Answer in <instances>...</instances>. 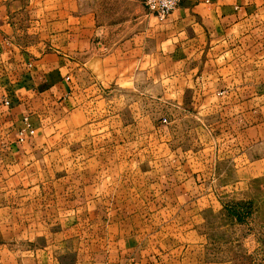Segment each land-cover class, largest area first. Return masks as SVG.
<instances>
[{
    "label": "crops",
    "instance_id": "0c3cea01",
    "mask_svg": "<svg viewBox=\"0 0 264 264\" xmlns=\"http://www.w3.org/2000/svg\"><path fill=\"white\" fill-rule=\"evenodd\" d=\"M57 142L92 162L91 195L36 204ZM256 180L264 0H182L164 22L138 0H0V264H234L212 262L206 214L217 183ZM233 220L264 264V218Z\"/></svg>",
    "mask_w": 264,
    "mask_h": 264
},
{
    "label": "rangeland",
    "instance_id": "374dc122",
    "mask_svg": "<svg viewBox=\"0 0 264 264\" xmlns=\"http://www.w3.org/2000/svg\"><path fill=\"white\" fill-rule=\"evenodd\" d=\"M163 123L165 124L166 120H164ZM199 135H201L200 137L203 135L201 130H199ZM202 147L203 146L199 144L196 145L197 150H201ZM51 149V156L47 158L48 169L45 171L46 175L44 176L43 171H41V175L36 178V186H43L46 182V186H49L48 188L51 192L41 193V191H36V204H40L44 196L46 202L50 201L52 204H71L76 196L84 195L89 197L91 193L83 190L84 188L87 189V186H89L92 181V162H86L85 158V160H83L84 164L81 165L80 162H76L75 160L71 161V158L67 160L66 157H64L63 160L60 151L61 147L58 142L53 144ZM81 149H83V156L86 157V155H89L90 158L91 152L95 151V149L97 150L98 147L86 145L83 146V148L81 147ZM118 152L119 150L117 149V153ZM117 164H119L117 165V169L119 167L121 169L128 168L129 166L128 162H126V166L124 162H118ZM78 168L80 169L78 172L80 177L77 178ZM102 168L104 167H101V169ZM235 179L234 177L220 178V182L224 183L228 181L229 183H233ZM247 186L248 189L244 191V193L240 192L238 195L236 194L234 196H230L232 195L230 194L227 197L223 195L225 191H221L217 183L218 205L213 211L206 214L210 222L207 226V231L210 234L209 248L213 251V255L211 254L213 263H220L226 258L231 257L234 264H261V262H258L260 259L259 257H252L251 254H248L245 250L243 251L242 248L244 247L241 246L243 243H236V235L241 236L248 233V231H252V228L257 231L258 226L238 225L234 222L233 218L238 222H245V219L252 217L264 218V182L262 180H256L250 182ZM144 188L145 187H142L141 189L149 191V189ZM150 190L152 191L142 194L136 193L134 194L136 196H133V198L135 200L155 199V188ZM20 198L23 197L21 196ZM225 253H227L228 256H225Z\"/></svg>",
    "mask_w": 264,
    "mask_h": 264
},
{
    "label": "built area",
    "instance_id": "2783aa9c",
    "mask_svg": "<svg viewBox=\"0 0 264 264\" xmlns=\"http://www.w3.org/2000/svg\"><path fill=\"white\" fill-rule=\"evenodd\" d=\"M181 1L182 0H138L147 13L152 15L159 22L167 20L171 13L179 6ZM25 133L28 135L33 134L29 124L19 132V142L24 141Z\"/></svg>",
    "mask_w": 264,
    "mask_h": 264
}]
</instances>
